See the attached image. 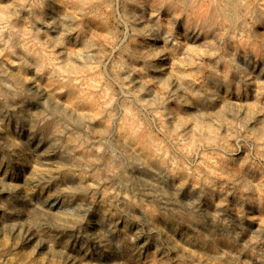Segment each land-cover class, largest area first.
Listing matches in <instances>:
<instances>
[{"label": "rangeland", "instance_id": "1", "mask_svg": "<svg viewBox=\"0 0 264 264\" xmlns=\"http://www.w3.org/2000/svg\"><path fill=\"white\" fill-rule=\"evenodd\" d=\"M0 264H264V0H0Z\"/></svg>", "mask_w": 264, "mask_h": 264}]
</instances>
